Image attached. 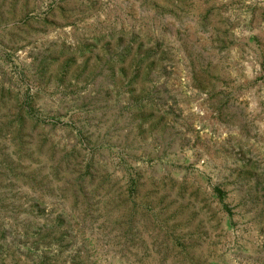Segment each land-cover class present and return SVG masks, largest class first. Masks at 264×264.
Listing matches in <instances>:
<instances>
[{
  "label": "rangeland",
  "instance_id": "rangeland-1",
  "mask_svg": "<svg viewBox=\"0 0 264 264\" xmlns=\"http://www.w3.org/2000/svg\"><path fill=\"white\" fill-rule=\"evenodd\" d=\"M0 264H264V0H0Z\"/></svg>",
  "mask_w": 264,
  "mask_h": 264
}]
</instances>
